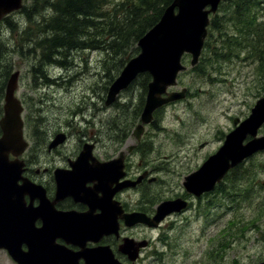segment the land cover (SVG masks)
Masks as SVG:
<instances>
[{"label":"rangeland","instance_id":"1","mask_svg":"<svg viewBox=\"0 0 264 264\" xmlns=\"http://www.w3.org/2000/svg\"><path fill=\"white\" fill-rule=\"evenodd\" d=\"M121 1L113 0L105 11ZM31 4L32 0L23 1L26 8ZM229 7V1L222 2L212 18L225 17L224 11ZM262 13L260 22H264V10ZM7 20L17 26V31L12 33L5 22L0 25V41L3 51L6 49L2 59L8 61L10 74L19 72L15 94L23 115L26 112L27 128L32 130L30 135L37 142L41 136L38 129L43 126H47L44 131L49 135L57 130L66 133L69 141H77L82 136L91 138L90 128L84 124L89 123L91 117L95 118L97 128L95 138L111 139L113 143L128 138L144 104L146 74L139 75L112 104L103 106L104 89L107 90L118 76L121 59L126 57L118 60L103 50L66 49L58 52L60 65L44 67L38 51L27 52L30 46L26 47V36L22 32L18 34L30 26L25 23L22 12ZM221 28L225 37L236 32L231 21H224ZM259 30L264 31V26ZM219 31L208 30L193 68L189 65L190 56H184L182 63L187 69L169 91L185 89V98L162 107L156 113L155 122L145 127L141 137L138 152L142 158L136 155L135 165L141 164V169H145V165L152 163L158 177L155 185L161 189L180 187L181 176L221 146L223 135L233 128L232 119L247 118L256 100L263 95L264 77L259 72L262 55L264 60L259 50L261 43L249 49L246 48L248 43L241 39L240 44L235 43L236 47L228 52L222 43L225 37ZM239 45L243 48H238ZM4 92L5 86L0 118ZM89 124L92 129L94 122ZM261 135H264V127ZM132 143H135L133 139ZM190 154L191 160L180 164L188 160ZM221 186L202 200L191 199L190 212L182 218L166 221L159 233H155L161 238V252L157 256H146L142 264L264 262V152L241 163ZM163 241L167 243L165 248ZM0 264H11L4 250H0Z\"/></svg>","mask_w":264,"mask_h":264},{"label":"flooded vegetation","instance_id":"2","mask_svg":"<svg viewBox=\"0 0 264 264\" xmlns=\"http://www.w3.org/2000/svg\"><path fill=\"white\" fill-rule=\"evenodd\" d=\"M12 15L4 18L3 22ZM16 29L15 24L9 23V30L12 33L17 31ZM147 79L148 84L150 80L148 77ZM102 100L105 106L106 99ZM144 105L145 100L138 122L133 126L128 138H122L115 143L111 139H102L101 136L95 138L97 128L95 118L92 117L89 122H94L92 129L88 122H84L90 128L91 138L82 136L77 141L72 139L69 141L66 133L57 130L49 135L44 131L47 126H43L42 129H38L41 136L37 142L30 135L32 130L27 128L26 112L24 115L21 113L26 146L19 156L10 155L9 161L20 164L22 180L39 187L35 189L38 192L36 196L24 194V206L36 209L39 207L40 198L47 204L42 211L30 213L32 215L26 218L31 227L27 234L30 238L22 240L19 245L21 264H142L146 256H157L161 252V238L155 233H159L166 221L179 219L188 214L191 199L202 200L206 195L220 190L224 180L238 169L240 164L228 170L211 191L199 196L190 193L185 187V178L196 172L217 149L213 154H208L201 164L181 176L183 179L180 187L164 190L156 186L158 177L153 164L148 163L144 166L145 169H141V164L136 166L135 162L136 155H140L138 151L145 127L155 122L156 113L167 104L152 112L150 122L142 125L141 134L136 139L133 133L141 124ZM263 127L264 124L256 137L263 136L261 135ZM33 130L38 131L36 128ZM232 130L223 135V142L225 136ZM59 135L63 136L62 143L51 147V143ZM46 137L48 139H45ZM131 139L135 141L134 144H131ZM249 140L247 137L244 143ZM203 147L204 145H200V148ZM80 156L81 161L84 158L78 165L81 174H77V177L70 181L77 183V179H80L83 184L75 187L74 184L70 186L68 183V187L60 191L56 178L71 174ZM190 160L191 154L188 160H183L180 164H187ZM22 180L17 184L21 185ZM174 200L184 202L186 207L166 215L156 227H149L140 221L128 224L135 217L152 220L162 203ZM162 244L163 248L167 247L165 241ZM7 257L11 264H20L17 258L15 260L8 255Z\"/></svg>","mask_w":264,"mask_h":264},{"label":"water","instance_id":"3","mask_svg":"<svg viewBox=\"0 0 264 264\" xmlns=\"http://www.w3.org/2000/svg\"><path fill=\"white\" fill-rule=\"evenodd\" d=\"M223 1L227 0H173L164 9L158 22L138 40V54L125 64L109 86L105 100V105L109 106L138 74L147 73L150 76L145 105L141 113V124L133 133L136 139L141 134L142 125L150 122L155 109L185 97V89L179 92H167L166 90L175 86L177 75L186 70L181 63L184 54L190 55L191 67L197 64L207 34L209 16L216 12L218 5ZM21 7L22 0H0V21L4 16L20 10ZM18 75L16 71L6 81L2 117L0 118V250H6L21 264L22 255L17 249L23 242L22 240L26 238L22 234V229L26 226V218L32 215L30 213L42 211L47 204L40 198L38 208L32 209V207L24 206V194L38 195L35 190L38 186L22 180L20 164L8 161L9 155L19 156L26 145L23 140V123L20 117L23 108L15 97ZM163 95L165 97H162ZM263 124L264 93L250 109L247 118L242 121L237 118L233 120L234 129L225 136L218 150L196 172L185 178L187 190L195 196L211 191L215 183L219 182L228 170L255 153L264 151V135L256 137ZM247 137L250 140L244 143ZM62 141L63 136H57L51 143V147L57 146ZM81 156L74 164L71 174L56 176L60 191H64L68 183L70 186L74 184L75 187L83 184L80 179H77V183L70 181L76 178L77 174H81L78 167L84 160L83 158L81 161ZM19 180H22L21 185H17ZM185 207L186 204L182 201L165 202L157 208V213L152 220L135 217L128 224L140 221L149 227H156L166 215ZM259 264H264V262Z\"/></svg>","mask_w":264,"mask_h":264},{"label":"trees","instance_id":"4","mask_svg":"<svg viewBox=\"0 0 264 264\" xmlns=\"http://www.w3.org/2000/svg\"><path fill=\"white\" fill-rule=\"evenodd\" d=\"M172 1L122 0L105 11L113 0H32L29 7L22 8L25 23L30 26L21 31V34L26 36V47L30 46L27 52L35 54L38 51L44 67L61 64L58 53L60 50L90 49L103 50L118 60L126 57L121 59L123 62L121 61L117 69L120 71L124 64L138 53V40L158 22L162 12ZM228 1L230 7L224 11L225 17L217 16L211 19L210 32L220 30L222 35L221 27L224 21H231L236 32L230 37L222 35L225 37L222 42L225 50L230 52L231 48L236 47L235 43L240 44L242 39L248 43L246 48L249 49H252L254 44L261 43L259 50L264 54V31L259 30V27L264 26V22H260L263 20L264 0ZM4 22L9 24L8 20ZM101 30L107 33L102 34ZM3 46L0 41V115L4 86L10 74L8 61L2 59L6 50L3 51ZM238 48L243 47L239 45ZM220 57L224 59L223 56ZM260 61L262 63L259 72L264 77L263 55ZM41 75V78L45 77L44 73ZM105 90L106 88L104 92Z\"/></svg>","mask_w":264,"mask_h":264},{"label":"bare ground","instance_id":"5","mask_svg":"<svg viewBox=\"0 0 264 264\" xmlns=\"http://www.w3.org/2000/svg\"><path fill=\"white\" fill-rule=\"evenodd\" d=\"M85 113V112H84ZM83 114V113H82ZM84 115V114H83Z\"/></svg>","mask_w":264,"mask_h":264}]
</instances>
